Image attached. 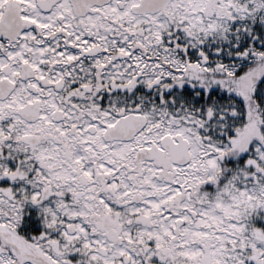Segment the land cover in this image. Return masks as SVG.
Instances as JSON below:
<instances>
[{"label": "snow or ice", "instance_id": "1", "mask_svg": "<svg viewBox=\"0 0 264 264\" xmlns=\"http://www.w3.org/2000/svg\"><path fill=\"white\" fill-rule=\"evenodd\" d=\"M0 264H264V0H0Z\"/></svg>", "mask_w": 264, "mask_h": 264}]
</instances>
